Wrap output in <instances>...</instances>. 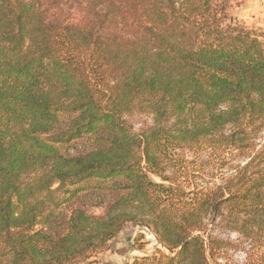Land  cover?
I'll return each instance as SVG.
<instances>
[{"label": "trees", "instance_id": "1", "mask_svg": "<svg viewBox=\"0 0 264 264\" xmlns=\"http://www.w3.org/2000/svg\"><path fill=\"white\" fill-rule=\"evenodd\" d=\"M57 1L0 0V264H78L129 222L161 246L129 264H222L225 212L264 243V29L234 0ZM218 146L245 157L220 183L175 180Z\"/></svg>", "mask_w": 264, "mask_h": 264}, {"label": "rangeland", "instance_id": "2", "mask_svg": "<svg viewBox=\"0 0 264 264\" xmlns=\"http://www.w3.org/2000/svg\"><path fill=\"white\" fill-rule=\"evenodd\" d=\"M57 1V0H56ZM60 3V1H57ZM64 14L72 22L81 21L85 15V8L75 2L64 0L62 3ZM231 12L234 17L252 29H264V0H234ZM136 131H141L153 122L152 116L140 111L127 117ZM224 146L203 150H192L185 147L177 149L181 172L175 174L177 182L188 190L213 186L221 182V177L231 170V164L244 160L239 152H228ZM172 172V173H171ZM173 174V170L170 169ZM101 212V209H96ZM226 216V212L224 213ZM217 217L210 221L209 233L219 239L229 242L221 247L222 264H246L250 253L255 252L254 264H264V243L252 248L250 240L240 236L227 223L226 217ZM142 246V248H140ZM161 246L152 232L134 222H129L123 230L112 239L109 246L101 253L95 254L89 260L78 264H129L135 257L152 254Z\"/></svg>", "mask_w": 264, "mask_h": 264}, {"label": "crops", "instance_id": "3", "mask_svg": "<svg viewBox=\"0 0 264 264\" xmlns=\"http://www.w3.org/2000/svg\"><path fill=\"white\" fill-rule=\"evenodd\" d=\"M262 19H263V21H264V14L262 15Z\"/></svg>", "mask_w": 264, "mask_h": 264}]
</instances>
